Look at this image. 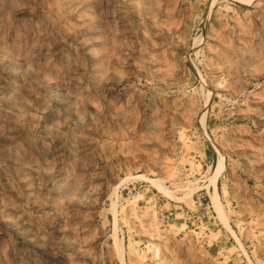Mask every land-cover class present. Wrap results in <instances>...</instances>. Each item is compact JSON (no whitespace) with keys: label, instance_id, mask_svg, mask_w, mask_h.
<instances>
[{"label":"rangeland","instance_id":"1","mask_svg":"<svg viewBox=\"0 0 264 264\" xmlns=\"http://www.w3.org/2000/svg\"><path fill=\"white\" fill-rule=\"evenodd\" d=\"M0 264H264V0H0Z\"/></svg>","mask_w":264,"mask_h":264},{"label":"bare ground","instance_id":"2","mask_svg":"<svg viewBox=\"0 0 264 264\" xmlns=\"http://www.w3.org/2000/svg\"><path fill=\"white\" fill-rule=\"evenodd\" d=\"M223 161L222 159H219L218 161V170L222 168Z\"/></svg>","mask_w":264,"mask_h":264}]
</instances>
